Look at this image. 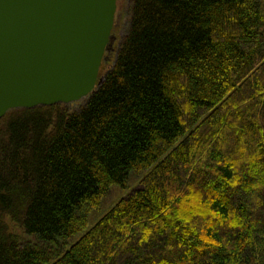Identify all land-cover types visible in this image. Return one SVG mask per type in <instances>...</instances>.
Here are the masks:
<instances>
[{"label":"trees","instance_id":"16d2710c","mask_svg":"<svg viewBox=\"0 0 264 264\" xmlns=\"http://www.w3.org/2000/svg\"><path fill=\"white\" fill-rule=\"evenodd\" d=\"M0 264H264V0H131L83 104L1 117Z\"/></svg>","mask_w":264,"mask_h":264},{"label":"water","instance_id":"95a60500","mask_svg":"<svg viewBox=\"0 0 264 264\" xmlns=\"http://www.w3.org/2000/svg\"><path fill=\"white\" fill-rule=\"evenodd\" d=\"M117 0H0V118L89 97Z\"/></svg>","mask_w":264,"mask_h":264},{"label":"rangeland","instance_id":"374dc122","mask_svg":"<svg viewBox=\"0 0 264 264\" xmlns=\"http://www.w3.org/2000/svg\"><path fill=\"white\" fill-rule=\"evenodd\" d=\"M130 4L131 0H117L116 1V11L114 16V23L112 29V36L110 44L104 53L103 60L99 68V76H103L105 72L111 67L114 62L115 55L118 46L127 31L130 18ZM86 98H83L75 103H70L67 107L70 110H75L85 102ZM146 173L145 170L139 172H131L129 178L126 182L125 187H120L119 185H111L109 191L105 196L101 198L100 205L97 208H92L87 210L88 223L84 231L88 230L105 212H107L118 200L129 195L135 188L138 187L140 179ZM8 222L10 230L21 235L23 243H36L37 240L34 236L24 233L22 228L15 223L6 219ZM77 233L71 238L65 240V244L58 247V251L62 250L66 245L67 247L74 243L83 233ZM61 247V248H60Z\"/></svg>","mask_w":264,"mask_h":264},{"label":"flooded vegetation","instance_id":"af4514ba","mask_svg":"<svg viewBox=\"0 0 264 264\" xmlns=\"http://www.w3.org/2000/svg\"><path fill=\"white\" fill-rule=\"evenodd\" d=\"M105 51H106V49H105Z\"/></svg>","mask_w":264,"mask_h":264}]
</instances>
